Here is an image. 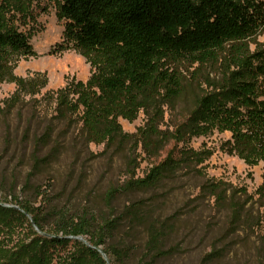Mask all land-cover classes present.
<instances>
[{
	"label": "rangeland",
	"instance_id": "obj_1",
	"mask_svg": "<svg viewBox=\"0 0 264 264\" xmlns=\"http://www.w3.org/2000/svg\"><path fill=\"white\" fill-rule=\"evenodd\" d=\"M63 1L0 0V13L16 18L34 50L11 52L17 79L0 82V264H264V192H259L264 161L248 164L232 151V131L218 119L223 104L234 102L226 74L237 69L233 53L239 48L227 44L207 58L200 53L167 58L166 67L180 79V92L160 103V130L185 122L197 98L209 96L212 102L209 114L197 108L196 130L186 140H169L155 153L142 142L135 144L138 137L112 146L90 141L82 105L71 114L72 125L62 115L60 96L75 101L78 94L66 90L80 81L92 86L96 72L65 37ZM154 113L141 110L135 120L120 117L123 132L140 133ZM170 152L176 159L190 152L203 159L185 160L156 185L124 189L110 200L111 189L144 178ZM207 183H222L226 200L219 202L221 188L213 191L204 187ZM236 202L245 207L234 223L231 204ZM26 204L41 214L43 228L36 226V214L22 211ZM82 216L93 217L96 228L107 220L119 225L106 233L103 244L95 242L93 231L68 235L60 246L53 243L56 236H66L57 233L59 224ZM152 223L169 230L162 249H175L171 255L149 257ZM116 247L131 253L119 259L113 255Z\"/></svg>",
	"mask_w": 264,
	"mask_h": 264
},
{
	"label": "trees",
	"instance_id": "obj_2",
	"mask_svg": "<svg viewBox=\"0 0 264 264\" xmlns=\"http://www.w3.org/2000/svg\"><path fill=\"white\" fill-rule=\"evenodd\" d=\"M60 16L66 21L67 41L83 51L96 68L92 86L80 81L66 90L78 94L75 101L67 95L60 96L62 115L69 125L75 122L71 114L81 105L84 107L81 119L90 141L112 146L118 140L138 137L135 144L142 142L155 153L169 140H186L196 130L193 120L197 108L213 111L212 102L209 96L197 98V106L185 122L174 130H160V121L156 118L160 103L173 101L180 92V79L166 67L167 58L186 53H200L207 58L231 44L232 49L239 48L233 53L237 69L234 72L229 69L226 74L231 75L227 88L234 102L232 106L223 104L217 117L232 131V140L228 142L232 151L248 164L264 161V0H64ZM18 51L34 52L30 35L20 30L15 17L0 13V82L6 77L17 79L12 73L10 53ZM151 109L155 110L154 117L140 133L123 132L120 117L135 120L141 110ZM193 159L202 161V154L190 152L176 159L170 152L144 178L111 189L108 197L113 201L124 189L156 185L185 160ZM204 187L213 191L221 188L219 202L226 200L227 188L222 183H207ZM260 191L264 192V183ZM244 207L243 203L231 204L234 223L238 222ZM22 211L36 214V226L43 228L42 216L33 207L22 205ZM96 224L91 216H82L65 226L59 224L57 233L63 232L66 236H56L53 243L60 246L69 240L68 235L93 231L97 237L95 242L103 244L106 233H113L119 225L112 220L97 228ZM162 226L163 223L148 226L146 246L151 259L175 252L173 248L162 249L169 232ZM115 249L113 255L119 259L131 253V250ZM90 253L101 258L95 250L90 249ZM212 258V255L206 257Z\"/></svg>",
	"mask_w": 264,
	"mask_h": 264
}]
</instances>
